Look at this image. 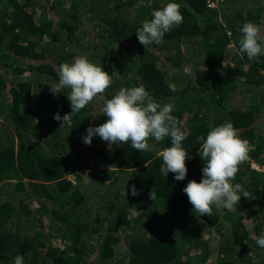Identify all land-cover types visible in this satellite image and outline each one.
<instances>
[{
	"label": "trees",
	"instance_id": "16d2710c",
	"mask_svg": "<svg viewBox=\"0 0 264 264\" xmlns=\"http://www.w3.org/2000/svg\"><path fill=\"white\" fill-rule=\"evenodd\" d=\"M212 1L0 0V264L18 255L23 264H206L211 254L202 238L212 230L220 241L210 264H264L256 244L264 235V177L250 167L264 168V55L249 61L239 52L240 29L264 26V5ZM168 2L180 5L183 22L144 48L135 31ZM228 44L246 70L224 65ZM78 56L101 66L112 83L61 125L53 116L71 112L70 90L53 95L50 86L59 65ZM140 85L157 103L173 105L186 133L184 180L160 172L170 137L149 138L143 152L130 142L82 140L89 126L108 119L106 99ZM229 121L254 146L231 181L249 197L241 196L237 210L213 205L211 216H196L183 189L202 178L198 151L207 133ZM92 160L103 169L89 171ZM72 172L75 186L67 180Z\"/></svg>",
	"mask_w": 264,
	"mask_h": 264
},
{
	"label": "clouds",
	"instance_id": "9594fccd",
	"mask_svg": "<svg viewBox=\"0 0 264 264\" xmlns=\"http://www.w3.org/2000/svg\"><path fill=\"white\" fill-rule=\"evenodd\" d=\"M151 17L143 21L142 26L135 31L138 42L144 48L151 44H161L165 33L183 22L180 5L175 2H168L162 9L154 10ZM240 32V53H246L249 61L264 55V26L246 22ZM57 71L59 81L50 86V92L56 95L63 89L70 90L67 99L71 112L63 117L59 113L53 116L54 120L62 121L61 125L68 123L73 115L79 113L112 83L111 76L101 66L89 62L84 56L74 58L71 64H60ZM101 111L108 119L100 126H89L86 129L87 135L82 138L85 144L91 145L92 138L99 136L108 142L109 147L130 142L132 149L143 152L150 148L149 138L162 142L165 137H170L172 146L160 154L163 160L160 172L164 176L174 173L177 181L185 179V160L190 157L182 147L186 133L180 130L178 120L171 115L173 105L162 106L157 103L145 87L140 85L119 89L111 99L104 101ZM253 150L254 146L239 137L238 130L230 121L213 127L207 133L198 151L204 162L202 178L199 183L190 180L183 189L193 206L191 211L196 216H211L213 205L217 210H237L241 196L249 197L247 191L238 184L233 185L231 181L235 179L238 166L248 159L249 152ZM250 167L263 172L264 177V171L256 164L252 163ZM76 174L72 172L68 179L74 186L79 182ZM80 175L86 181L89 178L87 170L80 172ZM131 194H139L134 186ZM149 198H156L154 188L149 192ZM256 244L264 248V235L256 238ZM13 264H23V257L16 256Z\"/></svg>",
	"mask_w": 264,
	"mask_h": 264
},
{
	"label": "rangeland",
	"instance_id": "374dc122",
	"mask_svg": "<svg viewBox=\"0 0 264 264\" xmlns=\"http://www.w3.org/2000/svg\"><path fill=\"white\" fill-rule=\"evenodd\" d=\"M245 1H246L245 2L246 6H248V7L253 6L252 3H250V1H248V2H247V0H245ZM207 2L209 3L210 6H213L214 7L215 3L213 4V1L212 0H207ZM262 4L264 5V0L262 1ZM226 47L227 48H226V52H225V56H224V65L227 66V67H229V68H235V69L240 70V71L246 70L247 64L241 62L242 59L240 57V54L237 52V50L234 49V45L228 44ZM26 75H28V74H26ZM8 77L11 80H16L17 79V77L14 76L13 74L12 75H8ZM246 97H247V95L244 96V99ZM239 99L241 101H243V95H241L239 97ZM88 168H89V171H99V170L103 169L102 166L100 164H98L97 161L94 162L93 160L88 163ZM115 169H118V168H115ZM260 169H261V171L262 170L264 171V168H260ZM68 179H69V176L67 177V180ZM245 223H246V225H248L247 222H245ZM202 240L209 243V249H208V251L211 254V256H210L211 258L208 259V261H207L206 264H210V262L213 259L212 253L217 250V245H218V243L220 241L219 240V236H218V234H216L212 230V232L209 234V236H207L206 234L203 235Z\"/></svg>",
	"mask_w": 264,
	"mask_h": 264
}]
</instances>
